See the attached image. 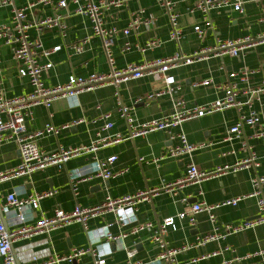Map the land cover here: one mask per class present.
Instances as JSON below:
<instances>
[{
  "label": "crops",
  "instance_id": "obj_1",
  "mask_svg": "<svg viewBox=\"0 0 264 264\" xmlns=\"http://www.w3.org/2000/svg\"><path fill=\"white\" fill-rule=\"evenodd\" d=\"M37 0H15L18 8H23ZM60 0L52 4H37L30 13L29 19L48 18L63 14L66 19V36H61L58 29L45 30L41 34L32 30L30 37L42 40L44 48L62 49L53 54L50 60L53 68L44 76L46 87H55L68 82L70 76L88 77L91 74H106L112 70H123L130 64L142 65L156 59H164L182 54L192 56L205 48H213L217 40H234L251 36H264V3L248 2L244 12L233 10L213 11L209 16L189 12L194 0H173L175 10L179 13L178 27L183 31L180 43L170 40L171 25L169 18L159 4V0H130L123 7L111 8L103 13L104 26L117 28L111 48L113 66L103 47V41L93 31L92 22L84 16L76 15L75 0H67L68 9L58 10ZM82 2V0H78ZM101 0H95L99 2ZM135 17L140 24L131 30L129 35L123 31ZM211 19L212 28H205V22ZM12 12L10 8L0 9V25L10 24ZM201 26L206 30L204 38H200L194 28ZM89 39L85 50L77 53L73 44ZM158 44L149 49L147 44ZM129 44V48L126 46ZM0 83L9 99L27 95L33 88L27 79L18 75L20 65L13 59L10 47L0 40ZM244 69L253 71L246 81L240 76L229 81L232 72ZM175 77L181 86L177 98L183 100L189 108L203 106L214 102L224 95V88L229 82L238 84L237 101L240 108H227L183 123L179 128L159 131L146 137L125 140L110 145L94 154H83L72 158L64 166H51L24 177H11L0 182V203L15 193L19 198H26L34 193H49L33 211L34 224L42 218H51L56 210L72 212L76 206L85 209L96 208L106 198L121 199L141 192L159 190L150 201L138 206L136 218L127 225L118 224L113 214L99 215L89 220V228L100 230L107 227L116 240H101L92 245L84 228L73 223L52 231L49 234L20 238L13 244L16 264H44L56 256H70L73 250L95 249L108 264H126L128 252L135 250L134 262L143 264H160L154 260L159 249L152 240L153 230H144L136 234L133 231L151 223L155 226L167 218H175L176 230L169 229L166 241L171 247L194 244L198 237L213 232V225L206 212L196 216V226H191L188 218L179 220L178 215L191 205L204 202L208 205L221 204L227 200L241 198L236 206L218 209L216 221L223 230L225 226L237 225L255 219L258 216L257 200L249 198L253 193L252 180L256 176H264V143L262 140L249 139L252 130L245 128L241 138L226 141L229 130L237 124L240 115H249L251 111L260 114L264 120V91L258 97L252 90L264 89V44L245 51L243 56L211 57L197 60L190 65H179L168 73ZM212 80L213 85L197 86L205 80ZM159 76H145L138 80H130L119 85L101 86L91 92H83L73 100L58 99L51 108L43 105L34 107L32 116L27 119L29 134L43 130L52 124L61 128L56 135H44L37 138L38 146L51 153L59 148L71 149L91 146L98 135L114 137L117 134L127 136L130 132L126 120L120 118L119 105L132 108V114L138 123L171 115L174 111L173 101L169 97L148 100L147 96L162 86ZM110 114L109 121L114 123L111 130L103 131L106 124L104 116ZM185 134L189 143L200 146L192 157H168V151L180 143L172 136ZM248 138V145L256 153L260 164L257 168H249L236 173H228L221 177L203 181L199 184L185 186L174 197L162 191L166 184L177 182L186 175L187 165L192 161L199 170L213 172L218 167L234 166L249 156L243 143ZM202 146V147H201ZM117 156L115 171L118 175L108 181L94 178L78 185L75 196L71 176L84 174L94 163V158L105 160ZM21 164V154L15 142L0 146V174L15 170ZM89 176V175H87ZM264 194V188H263ZM186 200L187 202H185ZM4 222L9 230L16 229L17 220L13 214L5 215ZM125 235L124 237H122ZM229 247V251L225 248ZM220 252L216 257L199 260L202 256ZM235 258H245L242 262H234ZM94 258L86 255L75 261L52 262L50 264H94ZM264 264V224L245 233L229 235L225 240L212 242L205 247H193L177 257L175 264ZM49 264V263H48Z\"/></svg>",
  "mask_w": 264,
  "mask_h": 264
},
{
  "label": "built area",
  "instance_id": "obj_2",
  "mask_svg": "<svg viewBox=\"0 0 264 264\" xmlns=\"http://www.w3.org/2000/svg\"><path fill=\"white\" fill-rule=\"evenodd\" d=\"M130 0H101L98 3L95 0H75L77 4L74 9L76 15L87 17L93 24V31L96 36H99L103 41V47L109 58L110 65L113 66L111 48L114 37L117 35V28H106L103 21V13L111 8H121ZM248 2L264 3V0H194L193 6L189 8L191 14L201 13L209 16L213 11L233 10L234 12L243 13L244 5ZM53 0H37L36 3H29L23 8H18L15 5V0H0V9L10 8L12 12V21L10 24L0 25V40L3 44L10 47L13 59L20 65L18 75L21 79L29 80L33 90L31 93L17 97L7 98L0 83V146L15 142L21 154V164L15 169L6 174H0V182L11 177H24L40 170H45L51 166H64L72 158L83 154H94V156L103 148L113 144H118L125 140H134L140 137H146L149 134L167 131L170 132L179 128L183 123L194 119L202 118L206 115L213 114L227 108H240L242 104L237 101L239 95L238 84L229 82L224 88L222 98L214 102H210L203 106L189 108L186 103L177 98L181 86L176 81L175 77L168 73L173 68L179 65H190L197 60L209 59L211 57L230 56L237 58L243 56L245 51L264 44V36L253 38L247 36L234 40H217L213 48H205L195 52L192 56H184L176 54L170 58L156 59L154 61L136 65L130 64L123 70H112L106 74H91L88 77L70 76L68 82L55 87H46L43 81L45 75L53 68V62L50 57L59 52L62 46H57L53 49L44 48L42 40L39 38L32 39L30 32L32 30L41 34L45 30L58 29L61 36L65 37L67 32L66 17L63 14H56L48 18L29 19L30 13L37 4L49 5ZM161 8H163L169 18L171 31L170 40L180 43L183 38V31L178 27L179 13L175 10L176 3L173 0H159ZM58 10L68 9L67 0H60L57 5ZM140 24L139 17H135L123 33L129 35L131 30L137 28ZM213 27V23L209 18L205 22V28ZM200 38H204L206 30L201 26L194 28ZM89 39L73 44L71 47L77 53H82L85 50ZM158 43L150 42L147 44L149 49L154 48ZM130 46L127 44L126 48ZM0 58V70H1ZM253 71L244 69L240 72H232L229 74V81L240 76L241 81H246ZM145 76H159L162 78V86L155 92L147 96L148 100L161 97H169L173 101L174 111L171 115L153 119L148 122L138 123L132 114V108L124 105H119L118 113L120 118L126 120L129 125L130 132L127 136L117 134L114 137H106L98 135L97 140L91 146H82L78 148L64 149L59 148L55 152L47 153L43 151L37 144V138L46 134L58 135L61 128L52 124L46 125L43 130L29 134L27 131V119L33 114V109L36 106L43 105L51 108L54 101L58 99L73 100L83 92H91L101 86L119 85L130 80H138ZM213 85L212 80H205L197 86ZM264 91L263 88L252 90V94L258 97L259 93ZM106 124L103 131L113 129L114 123L109 121L110 114L105 115ZM248 127L253 132L248 137L249 139L262 140L264 143V120L259 113L251 111L249 115H240L239 121L229 130L226 141H232L234 138H241L244 135L245 128ZM248 138L245 137L243 143L245 149L249 151V156L237 163L234 166L218 167L215 171L207 173L199 170L197 165L192 161L187 165L186 175L183 179L166 184L162 191L176 197L178 192L187 185L199 184L203 181L210 180L216 177H221L228 173H236L249 168H257L260 166L256 153L248 145ZM177 139L179 145L168 151V157L177 158L182 156L192 157L193 153L200 146L188 142L187 137L182 132L176 136H172V140ZM202 147V146H201ZM117 156H111L105 160L94 158L93 165L88 168L84 174H72L71 183L75 196L78 194V185L82 182L89 181L94 178H100L108 181L115 178L118 173L115 171ZM89 175V176H87ZM253 193L249 198L257 200L258 216L255 219L242 222L237 225H228L221 230L216 221L215 212L226 206H236L241 198L227 200L221 204L208 205L204 202L196 203L187 208L186 211L178 215L179 220L188 218L191 226H196V216L206 212L209 215L210 222L213 225V232L201 237H198L194 244H185L181 247H171L166 241V235L169 229L176 230L175 218H167L159 225L155 226L151 223L139 227L133 231L136 234L144 230H153V242L159 249V254L155 258L156 263L160 264H175L177 257L192 249L193 247H205L212 242L225 240L229 235L245 233L262 224H264V176H256L252 180ZM159 190L141 192L136 195L127 196L121 199H112L110 197L100 206L91 209H85L81 206H76L72 212H66L58 209L51 218H42L34 224H29L32 220V212L37 210L40 202L48 197L49 193H34L26 198H19L15 193H11L6 197V202L0 203V264H16L13 244L20 238H29L34 235L49 234L52 231L69 226L73 223H79L84 228L91 244L94 245L101 240H116L107 227L100 230H92L89 228V220L99 215L107 213L115 216V221L118 224L127 225L131 223L137 216L138 206L146 201H150ZM187 202L186 200H184ZM13 214L19 226L16 229L9 230L4 222L5 215ZM123 235L122 237H124ZM230 248L226 247L225 251ZM220 252H213L202 256L199 260H205L216 257ZM93 256L94 264H108L107 260L100 257L92 247L88 249L73 250L72 254L67 257L56 256L51 259L52 262L75 261L83 256ZM136 255L135 250L128 252L129 261L126 264H143L134 262L133 258ZM245 258H235L234 262L240 263ZM44 263V264H48ZM230 262H224L229 264Z\"/></svg>",
  "mask_w": 264,
  "mask_h": 264
}]
</instances>
